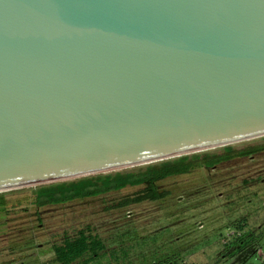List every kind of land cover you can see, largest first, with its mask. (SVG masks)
Returning a JSON list of instances; mask_svg holds the SVG:
<instances>
[{
    "label": "water",
    "instance_id": "obj_1",
    "mask_svg": "<svg viewBox=\"0 0 264 264\" xmlns=\"http://www.w3.org/2000/svg\"><path fill=\"white\" fill-rule=\"evenodd\" d=\"M264 135V0H0V196Z\"/></svg>",
    "mask_w": 264,
    "mask_h": 264
},
{
    "label": "rangeland",
    "instance_id": "obj_2",
    "mask_svg": "<svg viewBox=\"0 0 264 264\" xmlns=\"http://www.w3.org/2000/svg\"><path fill=\"white\" fill-rule=\"evenodd\" d=\"M263 139L228 144L237 149ZM154 184L166 194L138 202L145 184L44 206L34 204L32 188L1 195L0 264H57L53 245L79 228L104 244L88 264H264V148Z\"/></svg>",
    "mask_w": 264,
    "mask_h": 264
},
{
    "label": "trees",
    "instance_id": "obj_3",
    "mask_svg": "<svg viewBox=\"0 0 264 264\" xmlns=\"http://www.w3.org/2000/svg\"><path fill=\"white\" fill-rule=\"evenodd\" d=\"M263 148L264 139L262 144L237 149L230 144H224L219 152L193 151L138 164L130 169L111 170L44 185L32 188L33 202L36 206L64 203L73 199L96 196L127 185L139 184H145V189L134 198V201L154 200L166 194V192L156 191L154 182L158 179L185 173L194 166L211 167L220 161L234 156H247ZM237 228H240L239 224ZM86 231V229L79 228L72 237H65L60 243L53 245L52 253L57 264H88L104 251L101 238L95 234L86 233ZM238 242H241L239 238ZM178 263L186 264L177 258L172 261L164 260L161 264Z\"/></svg>",
    "mask_w": 264,
    "mask_h": 264
}]
</instances>
